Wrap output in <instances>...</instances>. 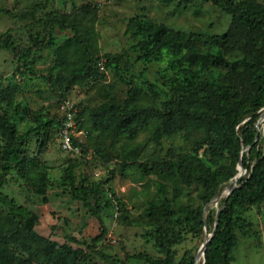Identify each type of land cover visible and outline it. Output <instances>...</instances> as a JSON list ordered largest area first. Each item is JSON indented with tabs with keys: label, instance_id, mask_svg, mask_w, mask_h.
<instances>
[{
	"label": "rangeland",
	"instance_id": "obj_1",
	"mask_svg": "<svg viewBox=\"0 0 264 264\" xmlns=\"http://www.w3.org/2000/svg\"><path fill=\"white\" fill-rule=\"evenodd\" d=\"M252 1L264 6V0ZM35 6H39L35 19L18 20L0 13V100H6L3 105L18 136L48 122L52 125L21 143L25 161L2 174L0 192L31 212L29 226L40 237L71 247L76 256L73 264H112L102 255L147 264L127 261V255L138 253L155 259L170 253L176 263L203 264L197 258L214 230L207 223L209 210L220 208L235 181L231 173L241 172L217 131L187 120L168 136L153 109L121 134L115 123L104 124L94 116L104 105L125 100L131 86L135 91L128 111L147 105L163 111L180 89L198 113L216 112L220 93L210 85L215 74L230 89L231 107L244 124L254 114L250 101L256 85L251 66L264 72V31L245 29L207 0H0V8L14 15ZM133 17L185 34L228 33L231 39L222 50L230 65L202 68L188 61L186 50L178 52L174 47L151 48L150 60L139 61L143 38L141 31L128 29ZM53 18L76 23L81 43L73 40L71 30L50 29L47 24ZM8 41L14 45L11 51L5 48ZM218 49L211 51L216 54ZM90 54L102 58L104 70L99 68L95 78L71 85L72 70ZM63 100L83 111L78 156L61 146ZM260 112L263 145L264 108ZM3 147L0 133V167ZM74 159L78 161L76 184L88 188L87 201L99 210L100 219L73 199L63 180L68 161ZM144 166L153 170L144 171ZM0 212L10 213L1 200ZM102 226L107 235L93 245ZM233 227L230 264H264V201L236 205ZM8 251L29 260L17 245L10 244Z\"/></svg>",
	"mask_w": 264,
	"mask_h": 264
},
{
	"label": "trees",
	"instance_id": "obj_2",
	"mask_svg": "<svg viewBox=\"0 0 264 264\" xmlns=\"http://www.w3.org/2000/svg\"><path fill=\"white\" fill-rule=\"evenodd\" d=\"M213 5L219 7L223 12L230 14L234 22H238L247 30H263L264 31V6L257 4L252 0H207ZM39 6H35L31 10L21 14L14 15L10 10L0 8V13L18 20L35 19L36 10ZM50 29L59 28L62 31L71 30L74 34L73 40H78V29L76 23L60 18H53L47 24ZM129 30H139L142 32V40L139 43L143 56L138 58L139 61H149L151 48L159 50L162 48H177L178 52L186 50L189 62L202 68L207 65L222 68L230 65L229 61L223 54L222 47L229 43L231 37L228 33L223 35H201V34H185L176 32L166 28L163 23H156L150 20H142L133 17L129 20ZM218 47L216 54L212 53V49ZM5 48L9 51L14 49V45L8 41ZM206 49L202 53L203 49ZM20 59H25L23 55ZM100 56L90 54V57L84 61L78 68L72 70L70 81L71 85L84 82L88 78H95L98 73L99 64L102 63ZM111 61V58H108ZM255 73L254 83L256 92L250 106L254 109L253 116L242 124L240 115L236 112L230 103L232 97L230 89L221 83L215 76L211 74L210 79L215 90L220 93V103L216 112L198 113L191 103L184 99L182 90L177 89L174 97L165 103L164 110L159 111L151 106H137L135 109L128 111L127 107L133 101L134 86H131L128 97L114 105H104L98 114L94 117L104 124L115 123V130L121 134H125L129 127L138 123V118L144 117L145 113L153 111L156 113L162 125L164 132L170 136L178 132L182 128V123L187 120H197L208 124L214 128L219 139L224 143L225 149L233 156V164L238 167L241 163V172L234 170L230 178L234 179L240 176L238 187L235 188L229 197H226L221 204L223 207L219 221L216 224L217 230L214 237L210 240L206 253L205 264H230L229 256L234 247V227L233 216L235 206H253L264 201V144H261L262 132L259 121L263 114L260 112L264 108V72L256 65L251 66ZM65 101V100H63ZM62 101V102H63ZM6 100H0V133L4 141L3 162L0 167V182L2 174H9L25 161L24 151L21 143L29 140L36 132H45L51 127L52 122L30 130L25 134L17 135V129L11 124L8 117V109L4 106ZM80 109L79 122L80 129H84L83 111ZM115 108V112L111 110ZM17 113L19 108H16ZM143 124H140V127ZM61 127V121L60 125ZM74 145L81 147L78 139L73 141ZM218 149L213 148L212 152L217 153ZM243 151V152H242ZM78 161L76 159L69 160L64 173V182L70 191L74 200L80 201L87 207L93 215L100 219L99 210L93 209L87 201L89 190L87 187H78L76 184V170ZM144 171H152L153 166H144ZM246 173L245 176H242ZM97 185L93 186L95 190ZM0 200L8 207L10 213L3 215L0 212V264H29L30 261H39L45 264H73L76 256L72 253V248L67 246H59L49 239L40 237L32 227L29 226L31 212L24 206L19 205L7 194L0 192ZM215 210V211H214ZM213 211V212H212ZM218 209H210L207 223L215 226ZM21 219L27 223L23 224L18 221ZM211 221V222H210ZM102 223V222H101ZM103 225V223H102ZM107 235V230L102 226L101 234L93 239V245L103 240ZM10 244L17 245L28 255L29 260L16 257L8 251ZM103 259L112 264H128L108 255H102ZM127 261L135 260L145 262L147 264H189L186 262L176 263L174 257L169 253L165 259H155L149 254L138 253L126 256ZM198 259V258H197Z\"/></svg>",
	"mask_w": 264,
	"mask_h": 264
},
{
	"label": "built area",
	"instance_id": "obj_3",
	"mask_svg": "<svg viewBox=\"0 0 264 264\" xmlns=\"http://www.w3.org/2000/svg\"><path fill=\"white\" fill-rule=\"evenodd\" d=\"M100 69L104 70L102 63L99 64ZM61 127H60V142L63 150L68 154L80 155L81 148L74 145L73 141L83 135V130L80 129L78 105L69 100L61 103Z\"/></svg>",
	"mask_w": 264,
	"mask_h": 264
},
{
	"label": "water",
	"instance_id": "obj_4",
	"mask_svg": "<svg viewBox=\"0 0 264 264\" xmlns=\"http://www.w3.org/2000/svg\"><path fill=\"white\" fill-rule=\"evenodd\" d=\"M258 126H260V121H259V123H258ZM242 152H243V151H242ZM241 163H242V159H240V163H239V164H240V165H239L240 168H241ZM239 178H240L239 175L235 177L234 184H233V185L227 190V192H226V196H227V197H229V196L231 195L232 191H233L235 188L238 187V181H239ZM222 209H223V207H221V208L218 209V211H217V216H216V222H215V226H214V230H213V232L209 235V237L206 239V241H205V243H204V246H203V248H202L201 254H202V257H203V264L206 263V258H205L206 249H207V246H208L210 240L214 237V234H215V232H216V230H217V226H216V224H217L218 221H219V217H220V214H221Z\"/></svg>",
	"mask_w": 264,
	"mask_h": 264
},
{
	"label": "bare ground",
	"instance_id": "obj_5",
	"mask_svg": "<svg viewBox=\"0 0 264 264\" xmlns=\"http://www.w3.org/2000/svg\"><path fill=\"white\" fill-rule=\"evenodd\" d=\"M226 190V189H225ZM219 199V198H218ZM217 199V200H218ZM219 202V201H218ZM221 204V203H220ZM219 204V205H220ZM215 211V210H214ZM213 212V211H212ZM211 222V221H210ZM203 259V257H202V254L200 253L199 255H198V261L200 262L201 260ZM200 264V263H199Z\"/></svg>",
	"mask_w": 264,
	"mask_h": 264
}]
</instances>
